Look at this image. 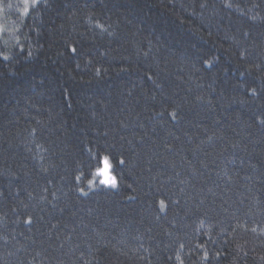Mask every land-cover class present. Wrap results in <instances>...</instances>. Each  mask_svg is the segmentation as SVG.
<instances>
[{
  "label": "trees",
  "instance_id": "obj_1",
  "mask_svg": "<svg viewBox=\"0 0 264 264\" xmlns=\"http://www.w3.org/2000/svg\"><path fill=\"white\" fill-rule=\"evenodd\" d=\"M22 6L0 0V264H264V0Z\"/></svg>",
  "mask_w": 264,
  "mask_h": 264
},
{
  "label": "snow or ice",
  "instance_id": "obj_2",
  "mask_svg": "<svg viewBox=\"0 0 264 264\" xmlns=\"http://www.w3.org/2000/svg\"><path fill=\"white\" fill-rule=\"evenodd\" d=\"M38 3H39V0H23V11L25 13L29 12L30 5L34 6ZM225 6L231 7V4H226ZM9 7H11V5H9ZM73 51H75V49H73ZM4 59H7V57H4ZM261 122L264 123V121H261ZM104 163H105L104 169L100 170L99 172V175L104 177V179H102L100 182L104 185H110L111 187H116L117 181L115 177L110 176L108 174V158L107 157H105ZM121 163H123V161H121ZM81 192H83L82 189H81ZM161 205L163 206V202H161Z\"/></svg>",
  "mask_w": 264,
  "mask_h": 264
},
{
  "label": "rangeland",
  "instance_id": "obj_3",
  "mask_svg": "<svg viewBox=\"0 0 264 264\" xmlns=\"http://www.w3.org/2000/svg\"><path fill=\"white\" fill-rule=\"evenodd\" d=\"M23 1V0H22ZM40 1V0H39ZM30 8H31V5H30ZM29 8V9H30ZM28 13V12H27ZM27 13H25L24 11H23V6H22V8L20 9V11H19V15H20V18H23ZM4 28H7L6 26H5V22H3L2 20H1V18H0V42H2V40H3V38H4V36H3V34H2V30L4 29ZM1 44V43H0ZM104 160H105V157L102 159V161H101V164H102V167L101 168H99L97 171H96V174H95V177H96V179H97V181L99 182V183H101L100 181L102 180V179H104V177H102L101 175H99V172H100V170H102V169H104V167H105V163H104ZM108 174L110 175V176H113L112 175V173H111V171H110V163H109V160H108ZM91 181H93V179L91 180ZM102 184V183H101ZM106 186H110V185H106Z\"/></svg>",
  "mask_w": 264,
  "mask_h": 264
}]
</instances>
